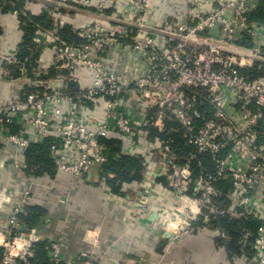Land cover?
I'll use <instances>...</instances> for the list:
<instances>
[{
    "label": "built area",
    "instance_id": "2783aa9c",
    "mask_svg": "<svg viewBox=\"0 0 264 264\" xmlns=\"http://www.w3.org/2000/svg\"><path fill=\"white\" fill-rule=\"evenodd\" d=\"M8 1L15 7L22 0ZM23 1L24 8L14 14L53 23L52 29L38 27L33 38L38 49L46 47L52 55L45 51L41 60L46 67L41 61L29 70L20 59V46L0 44V67L6 76L17 68L16 80L50 69L53 74L37 89L0 105V210L7 213L0 225V264H31L39 244L49 264H79L81 258L101 264L99 232L86 233L91 249L71 261L66 234L50 232V214L31 231L21 230L20 214L39 205L34 200L39 180L26 171V152L50 140L57 174L86 178L95 166L129 156L108 144L116 136L135 150L133 156L147 159L140 184L160 206V212L148 211L166 221L165 231L160 224L157 228L172 233L169 246L195 232L212 231L228 240L222 218L252 220L259 224L258 233L252 238L253 231H244L240 255L232 260L264 264V21L253 19L264 0ZM182 5L186 16L179 10ZM83 15L91 20L70 23ZM67 25L77 40L61 37ZM116 50L131 52L143 66L133 88L121 84L109 63ZM252 69L259 76L246 73ZM82 72L93 74L88 84ZM131 94L136 109L126 99ZM84 110L100 114L88 119ZM170 122L177 124L175 132L186 146L196 150L184 164L171 141H145V127L162 133ZM197 155L209 156L214 171L200 163L193 178L191 161ZM155 161L169 169L159 183L169 194V205L160 204L161 188L150 187L147 173L156 172L151 169ZM224 181L231 186L227 194L218 186Z\"/></svg>",
    "mask_w": 264,
    "mask_h": 264
},
{
    "label": "crops",
    "instance_id": "0c3cea01",
    "mask_svg": "<svg viewBox=\"0 0 264 264\" xmlns=\"http://www.w3.org/2000/svg\"><path fill=\"white\" fill-rule=\"evenodd\" d=\"M22 2L21 9L25 5L23 0ZM2 4L0 3L2 34L0 44L11 48L19 47L26 36L21 20L23 17L6 9L7 3H4L5 6ZM179 10L186 16L187 11L183 5ZM90 20V17L83 15L75 17L70 23L84 24ZM64 29L73 34V26L67 25ZM45 51L52 55V52L44 47L34 66L41 65V55ZM46 55L49 58V55ZM109 63L113 64L121 84L126 88H133L143 69L135 56L129 51L116 50L109 56ZM52 74L50 69L47 74L32 73L27 80H16V74L6 76L5 68L0 67V105L15 96L37 89L46 79L52 78ZM92 77L91 72H82L81 78L84 83L88 84ZM126 99L129 100L130 106L137 108L135 94ZM99 114L100 111L84 110V115L88 119H93L91 118L93 115ZM144 132L147 133L145 141L155 140L151 128L145 127ZM109 143L114 149L129 153V156L134 154L135 150L132 148V151L131 146L117 136ZM3 156L10 155L3 152ZM159 167L157 161L151 165V169L155 171ZM90 173L92 177L89 176ZM90 173L86 178H74L63 174L36 178L39 185L34 200L52 216L54 223L50 227V232L66 234L68 238L66 254L71 261L78 260L79 254L91 249L85 241L86 233L99 232L100 248L96 254L101 259V264H243L232 260L228 250L218 244V237L212 231L195 232L179 243L169 246L170 238H164V232L157 229L158 224L149 222L148 213L138 205V202H141L151 212H160L159 204L152 198H147L145 186L140 184L144 180L126 184L122 190L125 195L123 197L114 193L107 183L100 180L94 169ZM159 183L160 180L156 184L151 182L150 187L158 190L161 188ZM21 186L25 187V181L21 182ZM159 191L160 204L169 205L171 201L169 194L163 188ZM6 215L5 210H0V225ZM79 264L87 262L81 258Z\"/></svg>",
    "mask_w": 264,
    "mask_h": 264
},
{
    "label": "trees",
    "instance_id": "16d2710c",
    "mask_svg": "<svg viewBox=\"0 0 264 264\" xmlns=\"http://www.w3.org/2000/svg\"><path fill=\"white\" fill-rule=\"evenodd\" d=\"M0 3L5 6L6 9L13 11L14 9H21V2H17L15 7L11 6L8 0H0ZM23 17V16H22ZM253 19L258 21H264V1L260 4L259 9L253 15ZM23 28L26 33L24 42L20 45V59L22 63L26 64L28 69H32L39 58L41 49H38L33 43L38 27L44 29H52L53 23L47 17H23ZM60 35L66 40H77V37L69 30L63 29L60 31ZM15 76H19L17 68L12 69ZM251 78L259 76V70L252 69L246 72ZM177 124L174 122L167 123L166 130L160 133L157 129H152L155 137H161L162 140L171 141L172 148L176 151L178 158L182 164L186 163L192 153H196V150L192 147L186 146L185 141L182 139L179 132H175ZM112 147V145L108 142ZM113 148V147H112ZM117 153L119 150L114 149ZM27 168L26 171L30 177H54L57 172L51 158V141L47 140L43 144L31 145L26 152ZM206 167L210 172L214 171L211 158L207 155H197L194 160L191 161V170L193 178L199 175L201 165ZM147 169L144 158L140 156H121L117 159H111L107 164L94 167V171L98 175V178L107 183L114 193L125 197L122 191L126 184H132L135 182H141L144 180V175ZM95 173V172H94ZM165 178H161L160 182H164ZM218 186L224 188L225 194L231 190L229 181L219 183ZM47 209L35 204L29 206L26 211L19 216L20 223L26 227L29 232L36 228L41 220L48 214ZM221 225L226 229L228 234V240L218 239V244H222L229 252L231 257L240 255L241 238L245 230H251L252 238L257 235L259 224L252 220H231L229 218H222L220 220ZM3 250L0 249V261L2 259ZM31 264H49L46 258L44 245L39 244L37 246L36 257L31 261Z\"/></svg>",
    "mask_w": 264,
    "mask_h": 264
},
{
    "label": "water",
    "instance_id": "95a60500",
    "mask_svg": "<svg viewBox=\"0 0 264 264\" xmlns=\"http://www.w3.org/2000/svg\"><path fill=\"white\" fill-rule=\"evenodd\" d=\"M169 173V169H167L164 166H160L156 172H148L147 175L148 176H152V183H156L158 180H160L161 178H163L164 176H167ZM90 177H92V173L89 174ZM144 210L148 213V221L153 223V224H160L163 227L161 228L162 231L164 230V227L166 226V221H162L161 222V217L158 213H150L148 211V208L146 206H143ZM23 212V211H22ZM158 229V228H157ZM23 232L26 231V227L23 225L22 229ZM172 233L171 232H164V238H171Z\"/></svg>",
    "mask_w": 264,
    "mask_h": 264
}]
</instances>
